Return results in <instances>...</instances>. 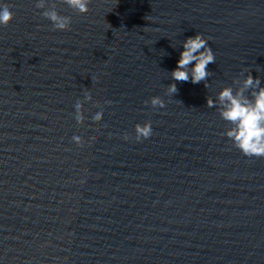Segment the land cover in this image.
<instances>
[{
	"label": "water",
	"instance_id": "1",
	"mask_svg": "<svg viewBox=\"0 0 264 264\" xmlns=\"http://www.w3.org/2000/svg\"><path fill=\"white\" fill-rule=\"evenodd\" d=\"M55 2L70 31L36 0H0L15 14L0 26V264H264V158L206 106L245 69L264 86V0ZM198 33L216 56L208 88L170 78Z\"/></svg>",
	"mask_w": 264,
	"mask_h": 264
},
{
	"label": "clouds",
	"instance_id": "2",
	"mask_svg": "<svg viewBox=\"0 0 264 264\" xmlns=\"http://www.w3.org/2000/svg\"><path fill=\"white\" fill-rule=\"evenodd\" d=\"M59 2L67 5L78 15H86L90 10L88 6L91 0H59ZM35 7L42 10L40 14L51 22L53 30H71L72 17L60 14L55 0H36ZM14 15L9 5L0 4V26L7 27L14 19ZM182 48L183 51L180 53L177 66L170 72V78L177 82L190 81L193 84L203 82L205 88H208V78L212 75V72L208 70V65L216 63V56L208 39L198 33L195 36L187 37L182 42ZM244 71L248 73L247 76L241 72L240 75L244 78L233 80L235 88L223 86L215 100L211 96H207L206 106L208 108L215 107L220 118L230 125L223 135L232 141L233 147L245 157L264 158V86H261L259 77L252 76V70L245 69ZM96 79V77H92V82H95ZM178 91L176 83H170L167 85L166 95L174 96ZM91 102H93V97L86 88L83 100H77L74 105V118L78 125H83L86 119L83 114L84 103ZM105 103L111 104V101H105ZM144 103L148 105L149 101ZM150 105L152 108H164L165 102L159 96H153L150 98ZM94 106L100 110L91 117V120L99 123L103 119L104 109L98 101ZM134 132L137 142L150 138L153 134L151 121H145L143 124L137 123ZM130 138L128 133L123 135V139L126 141ZM94 139L95 137H90L88 143ZM72 141L81 148L86 143L78 135H74Z\"/></svg>",
	"mask_w": 264,
	"mask_h": 264
}]
</instances>
